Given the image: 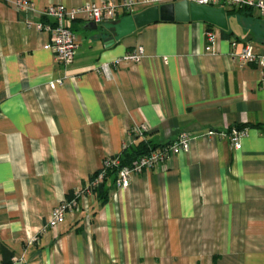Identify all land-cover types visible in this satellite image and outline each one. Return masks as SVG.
<instances>
[{
	"label": "crops",
	"instance_id": "crops-1",
	"mask_svg": "<svg viewBox=\"0 0 264 264\" xmlns=\"http://www.w3.org/2000/svg\"><path fill=\"white\" fill-rule=\"evenodd\" d=\"M15 1L0 0V264L1 244L11 264H264V79L230 57L232 39L264 52V18L238 11L259 28L220 30L212 52L203 21H159L110 44L113 30L77 20L79 47L65 66L36 27L48 21L43 9L110 0ZM138 45L140 61L96 71ZM246 127L233 149L230 131ZM182 132L195 136L188 152L124 189L110 175L105 201L86 190L106 157ZM73 198L66 223L49 227Z\"/></svg>",
	"mask_w": 264,
	"mask_h": 264
},
{
	"label": "built area",
	"instance_id": "built-area-1",
	"mask_svg": "<svg viewBox=\"0 0 264 264\" xmlns=\"http://www.w3.org/2000/svg\"><path fill=\"white\" fill-rule=\"evenodd\" d=\"M180 0H119L105 1L102 3H85L76 7L67 8L64 4L54 3L43 9L42 14L47 22H39L36 27L39 30H45L50 35L48 47L54 52L57 62L68 66L75 58L76 50L79 47L78 35L71 27V23L77 20L86 22H94L102 25L105 22L117 21L121 17L135 14L139 8H147L154 5H161L168 2H176ZM202 5L213 7H224L226 10H246L254 9L260 17L264 18V0H187ZM18 8H31L28 2L24 0L15 1ZM220 28L214 27L206 31L208 44L207 51H213L217 39L220 37ZM144 56V47L138 45L134 52H129L123 57H118L103 64L96 66L99 73H109L112 66L118 65L121 61L138 62ZM230 57L237 60L241 64H254L260 69L261 76L264 79V52L260 53L252 42H246L239 45L235 39L231 40ZM63 78L51 80L48 85L55 88L57 84H61ZM146 124L136 125L131 129L134 136H141L147 131ZM211 133V132H210ZM248 133V128H233L229 133L230 143L233 149L239 150L242 147V139ZM195 136L190 133L182 132L179 136L148 153L139 156L132 165L122 166L117 176V185L119 188H127L134 175L143 173L147 170H154L157 166H164L171 155L188 152L191 148V142ZM129 146V145H128ZM127 147V146H125ZM121 161L118 157L108 156L104 159L103 165L94 179L89 180L86 190L93 192L107 177L108 169L113 166L120 165ZM77 208V200H64L59 203L48 218L47 225L49 227L58 228L67 221V214L72 213Z\"/></svg>",
	"mask_w": 264,
	"mask_h": 264
},
{
	"label": "water",
	"instance_id": "water-1",
	"mask_svg": "<svg viewBox=\"0 0 264 264\" xmlns=\"http://www.w3.org/2000/svg\"><path fill=\"white\" fill-rule=\"evenodd\" d=\"M159 21H203L224 31L229 29L227 10L224 7L202 5L187 0L147 7L138 13L123 16L117 21L105 22L101 27L113 30L115 33L113 37L108 38L112 44L115 40L130 35L139 27ZM89 24L94 29L99 27L94 22Z\"/></svg>",
	"mask_w": 264,
	"mask_h": 264
},
{
	"label": "trees",
	"instance_id": "trees-1",
	"mask_svg": "<svg viewBox=\"0 0 264 264\" xmlns=\"http://www.w3.org/2000/svg\"><path fill=\"white\" fill-rule=\"evenodd\" d=\"M235 11L238 12L241 10H235V9L227 10V16L230 14V12H235ZM207 25H208V29H213L215 27L214 25L209 24V23H207ZM222 34L224 36H230V33L228 31L222 30ZM163 145L165 144L152 146V145H149V143L142 140L141 142L133 143L127 147H124L122 152L119 155L112 156V157H118L120 159L121 161L120 165L109 168L106 179L98 187H96L93 192L95 193L97 192V194H99L100 197L104 199L105 201L107 199V195L106 194L103 195V188H104L105 181L108 179L110 175L115 174L116 176L115 179H116L120 171V168L122 166L132 165L134 161H136V159L142 154L148 153L151 150L161 147ZM99 170L96 171L93 175H91L90 180L95 178ZM1 254H2L1 264H11L12 263V260L14 258V252L4 244H1Z\"/></svg>",
	"mask_w": 264,
	"mask_h": 264
},
{
	"label": "rangeland",
	"instance_id": "rangeland-1",
	"mask_svg": "<svg viewBox=\"0 0 264 264\" xmlns=\"http://www.w3.org/2000/svg\"><path fill=\"white\" fill-rule=\"evenodd\" d=\"M253 17H256V16H253ZM255 19H259V18L256 17ZM229 26L232 28H237L240 31H246V30L251 31L252 29L256 30L257 28H259V22L257 20L256 23H254L251 19L244 18V16H240L239 12H235V13L229 14Z\"/></svg>",
	"mask_w": 264,
	"mask_h": 264
}]
</instances>
